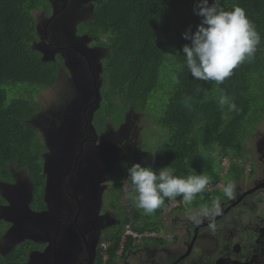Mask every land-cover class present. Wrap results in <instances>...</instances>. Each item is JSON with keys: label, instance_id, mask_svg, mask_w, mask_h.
Segmentation results:
<instances>
[{"label": "trees", "instance_id": "1", "mask_svg": "<svg viewBox=\"0 0 264 264\" xmlns=\"http://www.w3.org/2000/svg\"><path fill=\"white\" fill-rule=\"evenodd\" d=\"M197 2L98 0L93 19L78 24L96 42L109 47L100 63L105 83L101 109L96 113L97 129L104 128L107 118L111 125L123 122L124 110L147 111L148 103L161 89L163 67L169 70L165 76L169 86L166 100L161 94L154 100L162 105L153 121L163 140L146 157V165L151 164L156 171L170 167L177 176L209 177L213 191L207 195L197 193L186 211L206 210L217 200L228 199L224 187L227 183L233 185L244 173L239 160L243 161L246 154L245 141L264 121V0H222L226 10L233 5L244 8L261 38L254 59L234 69L222 84L196 80L185 64L182 49L191 41L183 34L189 28L195 33L202 22L193 10ZM50 10L47 0H0V178L11 179V164L26 170L36 185L37 197L32 203L36 209L44 208L43 150L37 129L27 123L37 113L28 94L53 88L63 68L66 70L61 56L44 61L43 53L35 46L39 36L34 12ZM105 35L107 42L101 40ZM189 97L190 107H186L184 102ZM140 150L137 147L131 152L136 163ZM223 159L229 161L225 172ZM222 180L224 184L218 186ZM162 209L163 204L155 215L137 211L139 216L133 215L135 227L141 231L159 230ZM4 223L0 220V228ZM119 234L114 236L113 250ZM111 255L109 264L115 259Z\"/></svg>", "mask_w": 264, "mask_h": 264}, {"label": "flooded vegetation", "instance_id": "2", "mask_svg": "<svg viewBox=\"0 0 264 264\" xmlns=\"http://www.w3.org/2000/svg\"><path fill=\"white\" fill-rule=\"evenodd\" d=\"M96 2L98 0H64L60 3L58 0L51 6V12H54L61 21H49L44 24L43 37L37 30L39 40L41 37L44 40L43 47L47 46L40 47L44 57L50 59L59 55L63 62L70 63L75 68L84 65L89 72L84 76L91 77V80L85 79L80 82L77 80L70 85L72 90L64 99L66 106L78 110L69 115V121L76 128L73 135L67 136L69 139L65 141L68 145L66 151L59 148L67 161L62 160L60 164H54L53 168L46 172L50 148L45 132H43L45 141L39 140L43 150L41 181L48 188L47 197L50 196L54 200L62 197L69 205L61 209L63 224L53 235L54 242L40 240L28 244V250L32 251L33 256V262L30 264H98L99 242L104 232L120 228L119 216L113 213L111 218L102 208L106 191L103 193L104 186L107 189L106 182H103L104 170L108 168L110 159L103 144L109 146L113 143L115 149L122 144L124 147L122 155H118L120 157H124L127 152L137 147L132 146L130 141L121 136L120 144L119 138L115 139L114 129L111 131L112 139L108 138L106 141L103 140V134H98L95 119L103 102L101 88L105 82L103 68H98L101 58L96 53L100 50L105 55L102 47L106 46L86 35L80 26L70 25L71 20L91 21ZM78 6H84L80 9L81 12L86 11L84 20L77 16ZM41 13L46 18L47 12ZM43 23L37 22L40 27ZM62 111L63 108L60 107L58 112ZM27 123L32 126L30 120ZM124 128L120 127L118 132H122ZM64 129V118L60 117L59 127H55L53 137L55 142L61 143V132ZM37 133L38 135L40 133L38 129ZM90 142L93 144L89 145ZM245 153L243 162L254 164L256 170L250 166L243 176L255 177L242 180L243 186L234 189L232 196L226 201L219 200L220 204L216 201L212 208L219 207L218 219H214L212 223L205 222L200 218L203 209L180 211L173 216L172 222H169L171 227L179 229L178 242L165 243L156 252L152 251L149 245L137 248L132 246L122 252L112 264H152L149 263L152 262V255L158 257L161 253L163 255L161 264H264V129L262 131L256 129L247 137ZM10 173L18 178L13 167H10ZM52 177L54 180L51 182ZM29 180V176L24 177L23 183L27 189L24 194L19 191V196H27L32 190L36 191L35 183L30 180L29 184ZM237 182H240V179ZM86 198L92 200L90 215L80 222L84 209L79 207L78 202ZM6 205L0 202V207ZM190 214H194L196 219L193 220ZM7 224L6 228L4 226L0 228L1 239L11 237L9 229L12 223L7 221ZM12 237L15 240L0 254L3 257L23 243L20 235ZM56 240L59 241L58 245ZM30 258L25 256L21 260L18 258V264H28Z\"/></svg>", "mask_w": 264, "mask_h": 264}, {"label": "clouds", "instance_id": "3", "mask_svg": "<svg viewBox=\"0 0 264 264\" xmlns=\"http://www.w3.org/2000/svg\"><path fill=\"white\" fill-rule=\"evenodd\" d=\"M193 10L196 15L202 17V22L197 26L195 33H193L191 28H189L183 34L186 40L191 41L190 44H185L182 49L184 54L183 56L186 58V67L196 80L214 81L216 84H222L227 78L233 75L234 69L244 62H251L254 59L257 46L260 44V35L256 30L255 24L248 18L246 10L239 5H233L231 10H226L222 5V0H214L211 4L209 3V0H198ZM83 12L84 18H81L79 16L80 10L77 11V16L80 20L85 19L86 11ZM80 22L82 24L87 21H71L70 25L72 27H77ZM37 25L39 26V24ZM39 28L40 26L37 27V30H39ZM86 35L89 34L87 33ZM101 40L107 42V35H105ZM38 49L40 50V48ZM106 49L107 46L102 47V50L105 53L108 52ZM97 53L99 54V57H104V54L101 53V51H98ZM64 63L66 64L65 61ZM100 63L101 59H99L98 62L99 66H101ZM190 99L191 98L189 97L185 100L184 103L186 107H190ZM101 105L99 109H101ZM232 107L235 108V104H233ZM70 122L71 121H69V123L65 126V129L68 128ZM112 126L113 125L109 124L105 125L104 131H107L103 133L104 141L108 139L106 138L107 133L111 132ZM103 147L106 150L116 148L113 143L109 146L103 144ZM118 147L123 148L124 146L121 144L118 145ZM132 151L133 150L127 152L124 157L110 156V159H108L109 167L104 170L103 182H106L107 189L104 186L103 193L105 190L106 191L104 201H102V208L103 210H106V214L111 218L113 217V213L116 216H119L121 223L120 228L116 230L115 233L102 236L99 242L100 258L98 264H109L112 257L111 253L115 256V259H118L122 252H125L132 246L137 248L149 245L150 249L156 252L159 251L161 246L165 243L178 242L177 237L179 235V229L171 227L170 224H167L170 228V230H167L164 223H160L161 226L159 227V230L146 229L141 231L135 227L137 225L133 223V215L139 216L137 211H140L145 215H150L155 213L156 209L163 204L161 214L167 211L176 210L177 213H173L174 216L180 211H186L185 209L190 205V200H192L197 193L203 191L202 193L207 195L214 189V184L207 175L189 174L187 176H177L172 173L170 167H165L156 171L151 164H147L146 166V162L149 160L146 157L145 165L141 164L143 155L140 154L139 162L133 163L127 168L128 178L130 180L126 177L123 178V165H125V163L128 164L129 158L135 157L133 155L129 156ZM57 154L58 157L62 154L59 149L57 150ZM10 167L15 169L18 166L15 167V164H11ZM110 172L115 174L116 178H110ZM9 177L11 178L10 180L0 178V202L7 204L6 206L0 207V219L5 222L3 224L5 228L8 225V220H6L4 216L13 217L17 220L15 227H13V222L9 221L12 223V226L9 229V234L11 236H16V234L20 235L21 242L23 243L16 248L18 249L22 247L20 257H31L28 263L30 264L33 262V256H31L32 251H30V249L28 250V244H32L34 241L40 240L55 241L53 235H55L58 227L63 224L61 222V209L63 206L69 205V202L63 200L62 197L57 200H54L50 196L47 197L48 188L45 186L42 196L44 208L36 209L32 207L34 198L37 197L36 191L32 190L27 194L30 198V202L28 204V216L26 219L21 220L19 219V216L23 210L26 196H19V191L24 194L27 186L23 183V180L20 178L21 176L18 175V178H16L10 173ZM117 179H121L123 182L125 187L123 189V193L127 194L128 192H136L134 203L138 209H136L132 215H127L124 212L123 217H121L119 215V210L115 205L113 208L110 207V199L113 198L110 190L111 186ZM53 180L54 178L52 177L51 182ZM209 182L213 185L212 189L207 187ZM223 184V180L217 183L218 186H222ZM23 186H26V189L23 190ZM113 189L116 194L119 192L116 187ZM223 193L225 196L230 198L233 193V185L231 183H227L223 189ZM177 196H181L182 198H176ZM115 197L121 203V197H117L116 195ZM105 201L107 204L106 208H104ZM130 202L128 205H130ZM78 204L80 208L83 207L84 209V214L80 220L81 222L84 217H88L90 215L92 200L86 198L84 200H80ZM2 210H4V212H2ZM215 210L219 215L218 206L204 210L203 213L208 214V216L204 219L205 222H214V220L211 219L213 218ZM120 211H122V208ZM210 217L211 219H209ZM172 219L173 217L171 218V222ZM192 219L195 220L196 217L193 216ZM166 220L170 222L169 219L166 218ZM138 225H142V223H139ZM160 230H163V232H160ZM115 234H119V241L116 250H113L114 245L112 246V244ZM1 237L2 236H0V239ZM152 240H160L161 243L158 245L149 243ZM104 241L109 243L106 253L102 247V242ZM58 242L59 241L56 240V245H58ZM0 256L5 260L9 259V257L6 259L7 255L5 257L2 255ZM162 258V253L158 257H155L153 254L151 257L152 262L149 263L154 264V262H159L158 264H161Z\"/></svg>", "mask_w": 264, "mask_h": 264}, {"label": "rangeland", "instance_id": "4", "mask_svg": "<svg viewBox=\"0 0 264 264\" xmlns=\"http://www.w3.org/2000/svg\"><path fill=\"white\" fill-rule=\"evenodd\" d=\"M49 2L50 7L53 6L54 3H57L58 0H47ZM64 0H59L60 3H62ZM76 5V3H74ZM64 5V4H63ZM82 7L84 6H78L77 11L80 10ZM79 16L81 18H84V12L80 11ZM34 17L36 18L37 21H40L41 23H43V21H46L44 24L48 23L49 21H61L59 19H57V15L54 12H50L47 13L46 18H44V16L42 15V13L39 11H35L34 12ZM74 21V20H71ZM39 32L41 34V36H44V25L41 26L39 28ZM68 35V34H67ZM42 37L38 38L37 43H36V47L40 48L44 46V40L42 41ZM35 48V47H34ZM107 51H109V48L107 47L106 49ZM100 51V50H97ZM97 55H99L98 53H96ZM101 59L103 58L102 56L100 57ZM66 70L63 68V71L60 75L59 80L57 81V83L55 84V86L53 88H45L42 89L39 93H37L35 95V92L31 95L28 94V96H31L32 99V104H34V107L36 109V115L30 120L32 122V127H37L39 130V140L44 142L45 138L43 135V132L46 133V137H47V143L49 144V148H50V153L47 156V166H46V172L49 171V168H53V165H57L58 163V154H57V150L60 148L64 151H66V147L68 146L65 141H68L67 139H69L67 137V135L70 134H74V129L76 128L75 126H72L71 129H68V134L66 135L64 131L61 132V143L55 142L54 140V133H55V127H59V118L63 117L64 118V127L69 123V114H74L75 112H78V110L74 107H71L69 105L66 106V103H63L62 101L65 99V97L67 96V94L70 93V91L72 90V87L67 86V81H69V83L72 85L74 83H76L77 80L83 81V80H91V77L88 78V76H84L86 73H89L86 66L81 65L80 68H75L73 65H70V63H63ZM86 65V64H85ZM97 67V65H96ZM98 68L101 69L102 66L98 65ZM169 70L166 67H163L162 69V78H160L159 80V88H161L159 90V92L156 93V95L161 94L163 97H165L166 100V96H167V92L169 90V86H168V78H165L166 73ZM174 79V75L173 73L171 74V81H173ZM22 89V87H21ZM156 95L150 100V102L148 103L149 106L147 108V111H137L135 109H129V110H124L123 112V122L121 120L116 121L115 125H113L111 127V131L112 129H114L116 131L115 133V139H117V137L119 138L120 144H121V137H123L125 140H128L131 142L132 146L141 147V150L137 153H139L140 155H143V158L141 159V164L145 165V157H149L155 150L156 148L161 144L163 138L160 135V131L159 129H156V123L155 121H153V118H157V116L160 115L161 113V103L158 101H154L156 98ZM117 102H120V99H117ZM102 104V103H101ZM63 108V111L61 113L58 112L59 108ZM119 107H121V104L119 105ZM100 108V107H99ZM102 108H104L102 106ZM101 116V114L99 115V117ZM152 116V118H151ZM113 117H115L114 113H113ZM106 124H110V118H107L105 125ZM123 124V125H122ZM120 127H125L123 129L122 132H118ZM36 128V129H37ZM77 128L81 129L80 126H77ZM105 128V126H104ZM103 129H97L98 134L101 135L104 132H106L107 130L103 131ZM264 129V121L263 123L258 127V131H262ZM112 137V133L109 132L107 133V137L106 138H111ZM73 142V141H72ZM71 142V144H72ZM250 143H252V140L250 141ZM93 144L92 142L88 143ZM106 155L108 156H118V155H122L123 153V148L119 147L117 149H109L106 150ZM133 153H130L129 156H132ZM227 159V158H224ZM223 159V160H224ZM253 159H250V162L252 163ZM133 163H136L134 161V158H129L128 160V164L125 163V165H123V175L122 177H126L128 178V172H127V168L130 167ZM239 163H241L242 165H244V171L247 169H249V166H252L253 170L255 171L256 168L254 166V164H250L247 163L245 164L241 159L239 160ZM147 166V165H146ZM15 167H17V165H15ZM109 167V166H108ZM229 167V161L228 160H224L222 161V168H224V172L225 169H228ZM15 174L21 176L20 178L23 180L24 177H28V173L26 170L17 167L15 168ZM245 173H243L244 175ZM121 175V173H120ZM240 175V182H237L236 184L234 183L233 185V192L234 189L238 188V187H242L243 186V181L242 180H250L252 178L255 177V175H252L251 177L248 176H243ZM109 177L110 178H116V175L113 174L112 172L109 173ZM129 179V178H128ZM130 180V179H129ZM115 181V180H114ZM111 182V181H110ZM29 184H30V180H29ZM114 187H116L119 192L116 194L115 190L113 189ZM124 185L121 179H117L114 184L111 186V190L110 192L112 193L113 198L110 199V207H114V205L116 206V208L119 210V215L121 217H123L124 212L127 215H132L134 213V211L136 209H138L135 206L134 203V199L136 196V192H128L127 194L123 193V189H124ZM26 189V186H23V190ZM115 195L117 197H121V203L120 201L115 197ZM128 197H127V196ZM131 201V202H130ZM130 202V205H128ZM217 203L220 204V201L217 200ZM123 206V207H122ZM107 207L106 201L104 203V208ZM122 208V211H120V209ZM173 213H177L176 210L173 211H167L164 212L163 214H161L159 222L161 224L164 223L165 228L167 230H170L169 228V222L166 220L169 219L171 221V218L173 217ZM153 215H155V213H152ZM190 216H195L194 214H190ZM208 216L207 213H201L200 218L205 219ZM1 217V214H0ZM35 217L37 218V216L35 215ZM214 219H218V212L215 210V212L213 213V218L211 220ZM164 221V222H163ZM166 222V223H165ZM203 223V222H201ZM212 223V222H209ZM168 224V225H167ZM116 229H110V231H106L104 232L103 236H106L107 234H113L115 233ZM160 232H163V230H160ZM15 239L11 236L8 239H0V254H2L4 252V250H6L8 248V246L14 241ZM149 243L152 244H160L161 241L160 240H152ZM16 249V250H15ZM15 250V251H14ZM13 252V253H12ZM12 253V254H11ZM22 253V247L20 248H13L11 250V252H9L6 256V259L9 257L8 260L3 259L2 257L0 258V264H18V258L19 260L22 259L21 256Z\"/></svg>", "mask_w": 264, "mask_h": 264}, {"label": "water", "instance_id": "5", "mask_svg": "<svg viewBox=\"0 0 264 264\" xmlns=\"http://www.w3.org/2000/svg\"><path fill=\"white\" fill-rule=\"evenodd\" d=\"M42 59H43L44 61H47V60H54L55 58L52 57V58L48 59V58H46V57L43 56ZM72 126H74V125H73L72 122H70V124L68 125V128H67V129H64V132L66 133V135L68 134V129H70V127H72ZM70 135H71V134H70ZM70 135H67V136H70ZM59 158H60V159H59ZM62 160H66V159H65L64 156L61 154V155L58 157V163L60 164ZM66 161H67V160H66ZM29 202H30V198H29L28 196H26V198H25V204H24V206H23V210H22V212L20 213L19 219L24 220V219L27 218V216H28V211H29V208H28V204H29ZM4 218H5L6 220H8V221L13 222V224H14L13 227L16 226V222H17V220H16L15 218H13V217H9V216H4Z\"/></svg>", "mask_w": 264, "mask_h": 264}, {"label": "built area", "instance_id": "6", "mask_svg": "<svg viewBox=\"0 0 264 264\" xmlns=\"http://www.w3.org/2000/svg\"><path fill=\"white\" fill-rule=\"evenodd\" d=\"M207 187L212 189L213 188V185L209 182V184L207 185ZM102 247H103L104 252L106 253L107 252V249L109 247V243L106 242V241L102 242Z\"/></svg>", "mask_w": 264, "mask_h": 264}]
</instances>
